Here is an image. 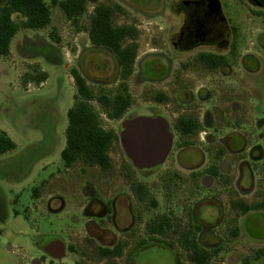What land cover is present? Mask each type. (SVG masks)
Returning a JSON list of instances; mask_svg holds the SVG:
<instances>
[{
    "label": "flooded vegetation",
    "instance_id": "flooded-vegetation-1",
    "mask_svg": "<svg viewBox=\"0 0 264 264\" xmlns=\"http://www.w3.org/2000/svg\"><path fill=\"white\" fill-rule=\"evenodd\" d=\"M164 5L168 47L178 56L194 53L175 65L166 55L162 76H157L155 67L143 70L148 80H166V92L157 96L165 109L153 108L139 115L163 116L168 122L173 145L167 159L155 169L141 170L125 151L114 160L112 145L106 169L81 161L65 165L62 160L54 176H68L56 179L57 190L47 208L54 213H74L77 224H68L63 235L56 233L41 245V255L33 256L31 264L61 261L64 257L57 258L60 243L65 245V255L69 245L89 244L108 264L123 258L125 264H135L138 248L157 236L153 233L155 219L150 218L145 222L146 236L139 238L143 220L139 203L147 202L148 211L155 200L148 186L138 181V173L166 169V164L170 169L178 164L185 171L170 177L194 182L196 195L188 211L189 226L182 232L189 236L166 242L174 264H264V205L251 208L264 203V193L250 201L256 190L257 166L264 168V104L251 84V74L259 71L264 53V0H166ZM90 47L89 51L98 53L92 43ZM106 54L115 63L116 81L122 83L117 57ZM260 174L264 190V172ZM63 184L66 189L60 188ZM139 184L148 189L145 199H140ZM166 215L171 218L162 216ZM176 245L184 249L183 254L176 252Z\"/></svg>",
    "mask_w": 264,
    "mask_h": 264
},
{
    "label": "rangeland",
    "instance_id": "rangeland-1",
    "mask_svg": "<svg viewBox=\"0 0 264 264\" xmlns=\"http://www.w3.org/2000/svg\"><path fill=\"white\" fill-rule=\"evenodd\" d=\"M96 3L120 4L124 11L114 14L115 25L133 24L138 30L135 70L126 81L132 96L131 108L122 119L114 120L97 100L91 101L101 123L119 131L121 123L128 118L149 113L153 108L165 109L157 96L166 92V80H148L143 70L155 67L157 76H162L166 55L175 65L194 53L178 56L168 47L166 0H89L88 10L81 18L83 26L88 27L89 15ZM51 11L52 21L47 28L20 29L11 43L10 55L0 56V131H5L15 142L13 149L0 154V264H31L33 256L41 255V245L56 233L63 235L68 224H77L74 213H54L47 208L49 198L57 190L56 179L68 176L54 175L63 164L61 151L66 146L68 110L76 101L77 88L72 70L79 69L97 95L103 91L113 95L120 90L121 83L116 81L112 58L103 52L89 51L88 32L78 31L58 6ZM161 12L164 14L158 15ZM13 18L21 19L17 13ZM51 32L60 38L59 43L51 38ZM130 41L125 40L124 45ZM260 58L261 67L251 74V84L252 91L261 96L264 104V53ZM27 72L28 83L24 80ZM41 72L45 73L46 79L39 84L31 75L37 76ZM110 153L114 160L124 156L119 140L113 144ZM171 166L174 169L166 164V169L162 166L150 174L138 173V181L148 186L150 198L157 202L155 206L150 203L148 211L147 202L139 203L143 217L139 238L146 236L145 222L163 214L171 215L178 232L172 229L166 235H157V240L148 242L147 246L138 248L135 264H174L166 242L181 236L189 226L188 211L196 197L195 183H183L170 177L173 172H185L178 164ZM263 172L264 168L258 165L256 190L250 197L251 202L264 193L258 176ZM37 188L39 191L35 195ZM60 188L67 187L63 184ZM68 247L61 261L49 263L48 260L46 264H108L100 260L96 248L89 244ZM175 247L176 252L184 253L180 245ZM245 252L252 254V250ZM110 262L125 264V258Z\"/></svg>",
    "mask_w": 264,
    "mask_h": 264
},
{
    "label": "trees",
    "instance_id": "trees-1",
    "mask_svg": "<svg viewBox=\"0 0 264 264\" xmlns=\"http://www.w3.org/2000/svg\"><path fill=\"white\" fill-rule=\"evenodd\" d=\"M89 0H0V56H8L11 53V43L20 29H43L47 28L52 21L51 13L54 6H58L78 31H87L92 45L99 49L98 52L113 53L118 59V70L122 83L120 90L111 95L106 92L95 94L88 84L86 77L79 69H73L77 92L75 104L68 110V126L66 129V146L61 151V157L65 165H72L78 161L86 165H101L105 169L110 166L109 150L115 141L119 140V133L113 128H106L100 119L99 113L91 104L97 100L106 110L109 118L120 120L124 117L127 109L132 105V96L129 93L127 80L135 69V61L138 56V45L134 41L138 31L131 25H115L113 16L117 11H123L119 5L99 3L95 6L90 17L88 27L81 24V18L88 10ZM18 13L20 20H15L13 15ZM51 38L59 43L60 38L51 32ZM130 38L133 41L124 46V40ZM24 75L25 82H29ZM26 77V78H25ZM38 83L46 79L45 73L37 76L31 75ZM15 147V142L5 132L0 131V154ZM39 188L35 189V195ZM148 189L139 184L140 199H145ZM157 202L154 201V205ZM264 203L255 204L251 208L263 207ZM172 220L166 218L155 219L153 233L165 235L172 230ZM178 232L177 229H173ZM189 236V234L181 233ZM157 240V238H156ZM196 247V246H187ZM196 253L200 250L195 248Z\"/></svg>",
    "mask_w": 264,
    "mask_h": 264
},
{
    "label": "water",
    "instance_id": "water-1",
    "mask_svg": "<svg viewBox=\"0 0 264 264\" xmlns=\"http://www.w3.org/2000/svg\"><path fill=\"white\" fill-rule=\"evenodd\" d=\"M120 142L132 163L141 170L155 169L167 159L173 145V135L163 116L138 115L120 126ZM65 245H59L57 258L65 256ZM33 264H40L34 261Z\"/></svg>",
    "mask_w": 264,
    "mask_h": 264
}]
</instances>
